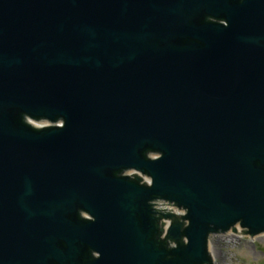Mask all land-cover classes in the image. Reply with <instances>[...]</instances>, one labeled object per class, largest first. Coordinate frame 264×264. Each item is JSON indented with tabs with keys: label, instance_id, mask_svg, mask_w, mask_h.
Wrapping results in <instances>:
<instances>
[{
	"label": "water",
	"instance_id": "1",
	"mask_svg": "<svg viewBox=\"0 0 264 264\" xmlns=\"http://www.w3.org/2000/svg\"><path fill=\"white\" fill-rule=\"evenodd\" d=\"M237 224L264 232V0H0V264H212Z\"/></svg>",
	"mask_w": 264,
	"mask_h": 264
},
{
	"label": "rangeland",
	"instance_id": "2",
	"mask_svg": "<svg viewBox=\"0 0 264 264\" xmlns=\"http://www.w3.org/2000/svg\"><path fill=\"white\" fill-rule=\"evenodd\" d=\"M214 264H264V234L247 237L226 232L209 241Z\"/></svg>",
	"mask_w": 264,
	"mask_h": 264
},
{
	"label": "bare ground",
	"instance_id": "3",
	"mask_svg": "<svg viewBox=\"0 0 264 264\" xmlns=\"http://www.w3.org/2000/svg\"><path fill=\"white\" fill-rule=\"evenodd\" d=\"M210 240V239H209Z\"/></svg>",
	"mask_w": 264,
	"mask_h": 264
}]
</instances>
